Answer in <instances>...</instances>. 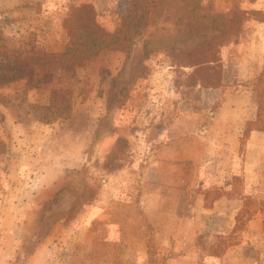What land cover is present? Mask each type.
<instances>
[{"label": "rangeland", "instance_id": "obj_1", "mask_svg": "<svg viewBox=\"0 0 264 264\" xmlns=\"http://www.w3.org/2000/svg\"><path fill=\"white\" fill-rule=\"evenodd\" d=\"M33 51L71 110L39 117L45 67L0 84V264H264V0H0V57Z\"/></svg>", "mask_w": 264, "mask_h": 264}, {"label": "trees", "instance_id": "obj_2", "mask_svg": "<svg viewBox=\"0 0 264 264\" xmlns=\"http://www.w3.org/2000/svg\"><path fill=\"white\" fill-rule=\"evenodd\" d=\"M65 20L66 23L69 22L68 31L70 33V44L73 45L78 41L77 38L81 36V31H102L95 21V11L88 3L72 7ZM192 29L193 28H189L188 31L184 30L183 33L185 32V35L180 38L186 40L189 37V33L192 32ZM225 29H228V27ZM128 31L129 28L123 29L122 27H118L113 34L116 40L112 43L118 42L119 48H126V46L124 47V45L121 44V41L125 38L124 33ZM100 35H102V33H100ZM126 38L128 39V37ZM202 43H205V46L211 45V41L209 40ZM92 46H94V44H92ZM194 50H196V48H194ZM195 53L196 52L192 53V51L189 52V56H191L189 60L190 62L198 63V69H204L208 62L217 60L216 55L211 51L206 53L202 50L197 54ZM64 55V53L56 54L53 52L33 51L31 53L26 52L24 54H17L8 59L0 57V84L9 83L13 80L22 78L26 80L27 84H31L34 80L40 81L41 79L36 76L37 70L41 66L43 68L45 67L46 70L42 78L46 84L49 83V99L45 104L35 105V109L38 111L39 117L44 121H52L60 117H65L71 110L72 95L70 87L61 81V78L65 76L63 73L65 71L67 72V69H64V66L61 65L66 61L62 60L65 58ZM212 67L214 68V66ZM211 79L213 78L209 79L210 82H215ZM248 214V209L242 207L236 215L235 227L240 226V222H242Z\"/></svg>", "mask_w": 264, "mask_h": 264}]
</instances>
